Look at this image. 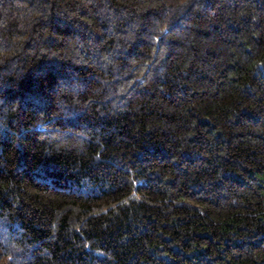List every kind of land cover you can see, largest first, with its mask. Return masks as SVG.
I'll use <instances>...</instances> for the list:
<instances>
[{
    "label": "trees",
    "instance_id": "1",
    "mask_svg": "<svg viewBox=\"0 0 264 264\" xmlns=\"http://www.w3.org/2000/svg\"><path fill=\"white\" fill-rule=\"evenodd\" d=\"M0 264H264V0H0Z\"/></svg>",
    "mask_w": 264,
    "mask_h": 264
}]
</instances>
